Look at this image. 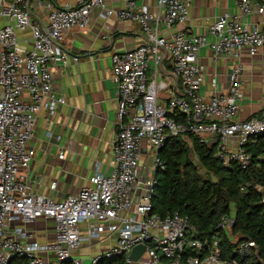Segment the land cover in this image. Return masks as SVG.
<instances>
[{"label": "built area", "instance_id": "1", "mask_svg": "<svg viewBox=\"0 0 264 264\" xmlns=\"http://www.w3.org/2000/svg\"><path fill=\"white\" fill-rule=\"evenodd\" d=\"M238 2L242 14H264L258 0ZM93 9L102 18L114 14L138 23L143 37L131 50L111 56L118 101L112 169L106 175L97 172L76 193L53 199L32 192L27 169L35 150L29 142L38 112L52 115L65 102L53 89L51 67L78 57L62 47L63 35L86 28ZM188 13L187 0H156L154 11L136 0L119 10L105 0H76L51 8L42 22L33 16L29 0H0V18L7 20L0 26V264H98L113 254L124 255V264L239 263L222 256L217 234L196 237L187 216L149 213L154 175L165 168L158 152L168 138L189 142L192 136L215 144L224 164L235 161L245 168L251 154L244 145L264 133V113L235 120L243 98V65L233 64L227 92L202 96L197 62L204 46L237 60L243 48L256 54L264 45V27H243L235 15L220 16L209 26L212 42L184 28L170 36L160 33L162 27L184 25ZM24 32L29 36L20 38ZM259 157L264 161V150ZM40 219L51 221L47 239H38L40 230L31 228ZM232 223L223 215L218 228L228 231ZM89 244L105 248L83 258L78 252ZM140 244L144 250L132 261L129 254ZM252 247L254 242L245 240L235 251L244 257Z\"/></svg>", "mask_w": 264, "mask_h": 264}, {"label": "crops", "instance_id": "2", "mask_svg": "<svg viewBox=\"0 0 264 264\" xmlns=\"http://www.w3.org/2000/svg\"><path fill=\"white\" fill-rule=\"evenodd\" d=\"M126 1L105 0L107 7L114 10L124 8ZM136 1L147 4L153 11L156 8V0ZM187 1L189 13L185 24L160 28L163 36L184 28L212 42L214 36L209 26L220 16L237 15L243 27H264V14L255 11L242 14L238 0ZM258 1L264 3V0ZM65 2L74 4L76 0H29V6L33 16L44 22L51 8ZM5 23L7 20L0 18V26ZM28 36V32L20 33V38ZM142 37L138 23L119 19L114 14L102 18L98 9L91 11L86 28H71L64 33L62 47L68 54L77 56L78 61L51 67L53 89L65 102L52 115L41 109L36 116L29 142L35 153L27 169L32 192L61 199L87 185L97 172L104 175L110 172L113 166L111 141L116 133L118 107L111 56L136 47ZM237 61L243 65L240 78L243 98L235 120L243 121L264 113V45L254 55L241 49L238 60L216 55L207 46L202 47L197 53L202 78L199 92L202 96L227 92L229 75ZM212 79H215L214 84ZM230 147L234 148L235 144ZM59 153L63 154L62 158ZM51 227V221L44 219L31 226L40 230L37 233L40 240L50 236ZM44 228L47 232L42 234ZM103 248L105 245L96 250ZM91 251L92 248L83 251V258Z\"/></svg>", "mask_w": 264, "mask_h": 264}, {"label": "trees", "instance_id": "3", "mask_svg": "<svg viewBox=\"0 0 264 264\" xmlns=\"http://www.w3.org/2000/svg\"><path fill=\"white\" fill-rule=\"evenodd\" d=\"M188 141L170 137L159 150L165 168L154 175L149 213L176 211L188 217L196 237L208 239L217 234L223 257H234L238 264H264V161L259 157L264 150V133L244 145L251 154L245 168L235 161L224 164L216 155L215 144L200 143L192 136ZM191 152L206 176L199 175L190 161ZM223 215L233 218L228 231L218 228ZM245 240L258 247V257L255 247L244 257L235 251L237 242ZM98 264H124V255L102 257Z\"/></svg>", "mask_w": 264, "mask_h": 264}, {"label": "rangeland", "instance_id": "4", "mask_svg": "<svg viewBox=\"0 0 264 264\" xmlns=\"http://www.w3.org/2000/svg\"><path fill=\"white\" fill-rule=\"evenodd\" d=\"M190 161L194 164V166L197 168V172L199 173V175H201V176H206V174H205V171H204V169H203V167L200 165V163H199V161H198V158L196 157V155L193 153V152H191L190 153ZM236 238H234V240H235ZM101 245L100 244H89L88 246H83L82 248H81V251L80 252H78V254H84L83 253V251H89L91 248H92V251L90 252V255L91 254H94V253H97V252H99L100 250H96V249H98L99 247H100ZM94 248V249H93ZM85 255V254H84Z\"/></svg>", "mask_w": 264, "mask_h": 264}, {"label": "water", "instance_id": "5", "mask_svg": "<svg viewBox=\"0 0 264 264\" xmlns=\"http://www.w3.org/2000/svg\"><path fill=\"white\" fill-rule=\"evenodd\" d=\"M143 250H144V245L143 244H140V245H137V246L133 247L131 252H130V254H129V258L132 261H136L137 258L139 257V255L143 252ZM255 254L258 257L259 250H258L257 246H255ZM258 261L261 262L260 259H258Z\"/></svg>", "mask_w": 264, "mask_h": 264}]
</instances>
